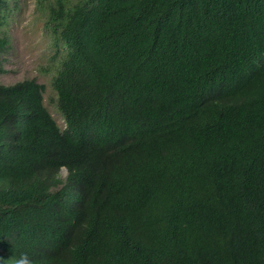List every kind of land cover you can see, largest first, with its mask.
I'll use <instances>...</instances> for the list:
<instances>
[{"label": "trees", "instance_id": "obj_1", "mask_svg": "<svg viewBox=\"0 0 264 264\" xmlns=\"http://www.w3.org/2000/svg\"><path fill=\"white\" fill-rule=\"evenodd\" d=\"M36 9L63 52L51 85L66 128L43 86L0 85V256L264 264V0Z\"/></svg>", "mask_w": 264, "mask_h": 264}, {"label": "rangeland", "instance_id": "obj_2", "mask_svg": "<svg viewBox=\"0 0 264 264\" xmlns=\"http://www.w3.org/2000/svg\"><path fill=\"white\" fill-rule=\"evenodd\" d=\"M2 35L8 40L7 51L0 56V84L12 85L33 80L44 87L43 105L60 129L65 123L57 108V96L51 83L63 59L45 28V14L36 9V0H6ZM65 179V169H60Z\"/></svg>", "mask_w": 264, "mask_h": 264}, {"label": "clouds", "instance_id": "obj_3", "mask_svg": "<svg viewBox=\"0 0 264 264\" xmlns=\"http://www.w3.org/2000/svg\"><path fill=\"white\" fill-rule=\"evenodd\" d=\"M3 71V70H2ZM3 73V72H2ZM2 73H0V74H2ZM24 81H33V80H24ZM24 81H20V82H24ZM20 82H17V83H20ZM35 82V81H34ZM17 83H15V84H17ZM15 84H12V85H2V84H0V85H2V86H13V85H15ZM42 86V85H41ZM43 94H44V87H43V92L41 93V97H42V101H41V103H42V106H43V108L46 110V113L52 118V120L55 122V124H56V126H58L57 125V123H56V121L53 119V117L51 116V114L49 113V111L46 109V107L43 105ZM57 108H58V106H57ZM59 111V110H58ZM60 113V112H59ZM60 115H61V113H60ZM61 117L63 118V116L61 115ZM63 120H64V118H63ZM64 123H65V120H64ZM59 127V126H58ZM65 128H66V123H65ZM59 129H60V127H59ZM60 130H62V129H60ZM64 130V129H63ZM61 169H65L66 170V168H64V167H62ZM60 171V170H59ZM66 173H67V170H66ZM60 174V173H59ZM0 264H35V261H34V259H33V257H32V255L30 254V252L29 251H21V252H19L17 255H11L9 258H4L3 256H0Z\"/></svg>", "mask_w": 264, "mask_h": 264}]
</instances>
